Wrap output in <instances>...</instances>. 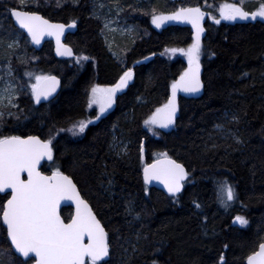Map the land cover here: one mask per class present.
<instances>
[{"label": "trees", "instance_id": "trees-1", "mask_svg": "<svg viewBox=\"0 0 264 264\" xmlns=\"http://www.w3.org/2000/svg\"><path fill=\"white\" fill-rule=\"evenodd\" d=\"M47 1L51 4L25 10L53 22L75 21L77 32L67 37L75 58H55L51 43L36 52L9 17L14 4L0 0V75L11 60L14 75L28 89L15 115L0 124V133L54 137L53 160L41 170L51 174L58 167L75 181L109 234L107 264H220L221 256L223 264H246L264 242V21L236 25L207 20L201 37L203 91L198 97L180 94L175 125L153 131L144 120L167 102L171 84L188 68L183 57L166 52L186 50L195 32L180 23L157 30L150 17L177 6L215 13L214 7L223 3H238L251 12L264 0H121L140 38L125 54L133 79L114 108L80 136L67 131L74 123L96 119V111L88 109L91 88L114 86L125 67L101 37L93 1ZM15 33L22 35L29 58L21 48L11 56L7 44L17 38ZM84 56L88 59L77 60ZM25 72L58 76L62 89L56 99L35 105L33 78ZM141 143L146 164L166 152L185 165L189 177L180 196L144 184ZM225 178L237 193L227 205L217 186ZM8 197L0 195V264H34L16 256L7 239L1 215ZM72 214L71 208L62 210L65 221ZM236 216L245 217L248 225H239Z\"/></svg>", "mask_w": 264, "mask_h": 264}, {"label": "snow or ice", "instance_id": "snow-or-ice-1", "mask_svg": "<svg viewBox=\"0 0 264 264\" xmlns=\"http://www.w3.org/2000/svg\"><path fill=\"white\" fill-rule=\"evenodd\" d=\"M21 8L26 7V0H18ZM104 7V5H100ZM117 12L123 11L118 2L115 4ZM219 18L212 17L216 24L221 20L235 21L237 19L256 20L264 18V5L256 11H245L238 3H225L218 8ZM10 14L15 18L21 29L26 30L31 42L40 44L45 36H54L56 39V52L60 56H72V49L61 43V37L66 27H75V21L70 26L51 23L35 11H24L12 8ZM205 13L200 7H181L170 14L152 15V23L161 27L167 21H180L190 23L195 29L194 42L185 49H171L172 53L182 52L188 58V68L180 75L178 80L171 84V95L167 102L144 120V125L150 130L156 127L167 129L176 123V115L179 110L178 93L198 94L204 87L200 78L201 36L204 32L202 21ZM108 26L106 22L105 27ZM20 46L19 39H13L7 44L8 49ZM19 59V57H18ZM87 60L88 57H77V60ZM6 74L12 77L13 69L11 60L7 61ZM26 76L34 78L31 83V95L36 104L56 91L59 80L56 76L25 72ZM133 77V71L129 68L120 77L118 83L111 87L96 85L91 88V96L88 105H97L100 115H103L115 103L118 90L127 86ZM3 80V76H0ZM27 87V84L24 85ZM23 89L13 84L11 79L5 81V86L0 90V124L5 116H13L15 113L4 108H19L17 103L19 93ZM100 115L96 120L100 119ZM238 119V117H233ZM91 120L79 121L68 129L73 135L82 134ZM222 128V125H216ZM61 131H64L61 129ZM53 138L42 140L35 135H3L0 133V193L11 190L10 198L3 206L2 221L6 225V235L10 238L15 251L27 258L30 254L35 256V264H107L106 257L110 255L109 234L105 230L101 220L97 218L88 201L85 200L73 183L70 176L65 175L57 167L51 175H45L40 171V162L45 158L53 159ZM238 142H242L239 141ZM126 151V148L123 149ZM139 151L143 158L144 146L141 143ZM119 154V153H118ZM26 173V178L25 174ZM189 177V171L183 163L177 162L168 156L166 152L158 154L157 159L143 168L145 184L152 181L161 182L168 193L174 198L184 188V182ZM109 185L112 180L109 179ZM219 190L225 193L227 202L237 199V193L231 184L225 179L218 181ZM63 200H72L76 205L75 215L66 223L59 214V206ZM199 208L200 204L195 203ZM131 211V208H129ZM138 215V214H137ZM206 219V217H205ZM235 220L241 225H247L248 220L243 216H236ZM227 248V245H225ZM135 250V249H134ZM248 264H264V242L259 244V250L247 257ZM224 257H220L223 264ZM153 264H157L153 261Z\"/></svg>", "mask_w": 264, "mask_h": 264}, {"label": "rangeland", "instance_id": "rangeland-1", "mask_svg": "<svg viewBox=\"0 0 264 264\" xmlns=\"http://www.w3.org/2000/svg\"><path fill=\"white\" fill-rule=\"evenodd\" d=\"M8 1H10L11 3L14 4V8H20V9H23V10L24 9H29V8L36 9L39 6L48 5V3H49V1H47V0H26V5L27 6L21 8L19 3H18V0H8ZM78 1L79 0H68L67 2L68 3H70V2H77L78 3ZM91 1L94 2L95 10H96L95 13H96L97 17L99 18L100 22L102 23L103 29H102V32H101V37L105 40V43H106V46L108 48L109 53L111 54L112 57H114L117 60H119V62L124 65L125 71H127L129 68L126 66V61H125L126 49L128 48L129 44H132L133 42L137 41V37L139 38V35H138V32H137L136 28L134 27L133 24H131V23H129L127 21L125 15H124V14H126L125 11L117 12L116 7H115V4L117 2L119 4V6L123 9L122 4L120 3L121 0H91ZM171 1H173V0H171ZM54 2L57 5H59L60 3H63L60 0H54ZM49 4H51V1H50ZM101 4L104 5V7H100ZM156 4H155V6H156ZM223 4H225V3H223ZM223 4H220L217 7H214L216 11H215V13H211L210 18H209L210 22H215L214 19H212L213 16H215L216 18H219L218 8H219V6H221ZM156 7H154V8H156ZM195 7H197V6H195ZM185 8H187V7H185ZM200 8H202V7H200ZM158 9H160V8H158ZM178 9H179V6H177L173 10L171 8V9H168L166 11H167V14H170V13H172L174 11H177ZM10 10H9V17H10ZM159 14H165V13H162V11H160L158 13H154L153 15H159ZM167 14H165V15H167ZM151 17H152V15H151ZM260 20L264 21V18H260ZM106 22L108 23L107 27H105ZM151 22H152V19H151ZM221 22L231 23V21H227V20H221ZM185 24L190 26V27H192V25L190 23H186L185 22ZM153 25H154V27L157 30H161L162 29V26L158 28V27H156L155 24H153ZM194 31H195V29H194ZM202 36H203V34H202ZM15 37H17L15 39H19L20 46L15 48V49H9L11 56H13L12 54H14V52H17L21 48L23 50L22 53L26 57L29 58L30 55L26 52L27 44L24 42V39H23L22 35H19V34L15 33ZM194 39H195V36H194ZM166 55L170 56L171 58L183 57L187 61V65H188V58L180 51L172 53L169 50V51L166 52ZM16 60H18V59L16 58ZM0 76H3V80H0V90H2L4 88L5 81H8L9 79H11L13 84L18 85L19 87H21L23 89L19 93L18 101H19V99L21 97L26 95V92L28 91V89L26 90L25 87H22L21 83H19V81H18L16 75H14V73L12 74L11 78L8 77L7 74L0 75ZM34 82L35 81H34V78H33L31 80L30 84L34 83ZM101 87H111V86H101ZM90 96H91V94H90ZM116 96H117V93H116ZM18 101H17V103H18ZM115 101H116V98H115ZM114 106H115V103L103 115H100L99 107L97 105H92L91 107H88L89 111H93L94 110V111H96L97 116L100 115V119L99 120H96V119L91 120V121H93V123H90L88 125V127L90 125H92V124H96L102 118H104L114 108ZM16 109L17 108H11V109L4 108L3 110L5 111V113H7L8 111H11V112L15 113ZM8 117H12V116H7L6 115L4 120L7 119ZM67 132L70 133L71 135H73V133L71 131H67ZM83 134L84 133L77 134V135H74V136H80V135H83ZM142 162H143V166H145L146 165V161H145L144 158L142 159ZM239 225H241V224L239 223ZM247 225H242V226L246 227ZM6 260L9 261L7 258H6Z\"/></svg>", "mask_w": 264, "mask_h": 264}, {"label": "water", "instance_id": "water-1", "mask_svg": "<svg viewBox=\"0 0 264 264\" xmlns=\"http://www.w3.org/2000/svg\"><path fill=\"white\" fill-rule=\"evenodd\" d=\"M174 1H177V0H174ZM19 9H20V8H19ZM20 10H23V9H20ZM24 11H27V10H24ZM202 11H203V10H202ZM205 13H207V12H205ZM38 14L41 15V16H43V15L40 14V13H38ZM209 16H210V15H205V17H204V19H203V21H202V26L207 22ZM43 17H44V16H43ZM10 18H11V21H12L14 27L17 28L18 30L22 31V32L25 34V36H27V38L30 40V43H31L32 48H33L36 52H40L46 44L51 43L52 46H53V55H54L55 58L60 59V60H70V59H74V58H75V53H74L73 48H72L70 45L67 44V37H68V35L75 34V33L77 32V23H75L76 26H75L74 28H73V27H66V28H65V31H64V34H63V36L61 37V43L68 45V46L72 49V51H73V55H72V56H60V55H58L57 52H56V47H57V45H56V39H55L54 36H45V37L41 40L40 44H38V45H37V44H34V43L31 42V39H30V37L28 36L26 30L21 29V28L19 27L18 23L15 21V18H14L11 14H10ZM44 18L47 19V20H49V19L46 18V17H44ZM259 19H260V17H258L256 20H252V19H250V18H249L248 20L237 19V20H235V21H231V22H232V24H236V25H251V24L257 22ZM49 21H50L51 23H55V22H52L51 20H49ZM176 22H177V21H167V22H165V23L162 25V27L166 28V27H168V26H170V25L176 24ZM58 24H63V23H58ZM71 24H72V22H71L70 24H64V25H66V26H70ZM181 24H185V22H181ZM132 71H133V70H132ZM133 75H134V71H133ZM52 76H56V75H52ZM56 77H57V79H58L59 82H60V83H59V86H58L57 89H56V91L52 94V96L48 97L47 100L42 99L40 104H36L34 98L32 97L33 102H34L35 105L39 106V105H41V104H47V103L53 101L54 99H56V97L59 95V93H60V91H61V89H62V80H61L58 76H56ZM200 78H201V81H202V83H203V80H202V68H201V70H200ZM132 79H133V77H132ZM132 79H131L130 81H128V84H127L126 87H124V88H122V89H120V90L117 91V95L123 93V92L127 89V87L131 84ZM202 91H203V88L201 89V91H200L198 94H185V93H183V92H180V93H178V98H179V95H180V94H184V95L189 96V97H198V96H200V94L202 93ZM170 95H171V91H170ZM177 115H178V112H177ZM177 115H176V118H177ZM173 126H174V125H173ZM173 126L167 128V129H161V130H163V131H169V130L172 129ZM40 139H41V138H40ZM53 155H54V152H53ZM52 160H53V159H52ZM52 160H51V161H52ZM51 161L47 160L46 158H45L44 160H42V161L40 162V166H39L40 171L42 172L41 168H42L43 164H45V163H49V162H51ZM152 163H153V162H152ZM44 174H45V175H51L52 173H51V174H46V173H44ZM142 174H143V171H142ZM24 175H25V178H26V173H25ZM65 175H66V174H65ZM71 179H72V178H71ZM72 181H73V183H75V181H74L73 179H72ZM143 181H144V179H143ZM187 181H188V179L184 182V188L182 189V191H181L179 194H177V197L180 196V195L184 192L185 184L187 183ZM75 184H76V183H75ZM144 184H145V182H144ZM145 185H146L148 188H155V189H157V190L163 192V193L166 194L167 196H169V197H173L171 194L168 193L166 187H165L161 182H159V181H152L150 184H145ZM76 186H77V184H76ZM77 189H78V191L80 192V195L83 197V195L81 194V191H80V189H79L78 186H77ZM10 192H11V190L9 189V190H7V193H0V195H2V196H6V195H8V196H9L8 198H10V195H9ZM83 198H84V197H83ZM173 198H174V197H173ZM175 198H176V197H175ZM84 199H85V198H84ZM6 201H7V200H6ZM88 203H89V202H88ZM5 204H6V202H5ZM5 204H4V205H5ZM89 205H90V204H89ZM90 206H91V205H90ZM91 207H92V206H91ZM64 208H71V209L73 210V214H72V216L75 215V212H76V205H75V202H74V201H72V200H63V201H61L60 206H59V209H58L59 214H60L61 217H62L61 212H62V210H63ZM92 210H93V208H92ZM93 211H94V210H93ZM94 212H95V211H94ZM96 215H97V214H96ZM62 218H63V217H62ZM97 218H98V216H97ZM63 219H64V218H63ZM98 219H99V218H98ZM1 222H2V226L6 229V225H4V224H3V221H2V215H1ZM66 223H67V222H66ZM101 223H102V222H101ZM105 230H106V229H105ZM106 231H107V230H106ZM7 239H8V241H9L10 245H11L10 238L7 237ZM11 248H12L14 254H15L16 256H18L19 258H21L23 261H27V260H29V259H33V260H34V264H35V259H36V258H35V256H34V254H30L29 257L25 258V257H23L21 254H19L18 252L15 251L14 245H11ZM258 250H259V249H258ZM109 258H110V255H109V257H106V258H105V261H108ZM101 263H103V261H102ZM246 264H248V260H246Z\"/></svg>", "mask_w": 264, "mask_h": 264}, {"label": "bare ground", "instance_id": "bare-ground-1", "mask_svg": "<svg viewBox=\"0 0 264 264\" xmlns=\"http://www.w3.org/2000/svg\"><path fill=\"white\" fill-rule=\"evenodd\" d=\"M53 22V21H52ZM55 23H60V22H55ZM63 24H65V23H63ZM70 24V23H69Z\"/></svg>", "mask_w": 264, "mask_h": 264}, {"label": "flooded vegetation", "instance_id": "flooded-vegetation-1", "mask_svg": "<svg viewBox=\"0 0 264 264\" xmlns=\"http://www.w3.org/2000/svg\"><path fill=\"white\" fill-rule=\"evenodd\" d=\"M68 221H69V220H68ZM68 221H67V222H68Z\"/></svg>", "mask_w": 264, "mask_h": 264}]
</instances>
